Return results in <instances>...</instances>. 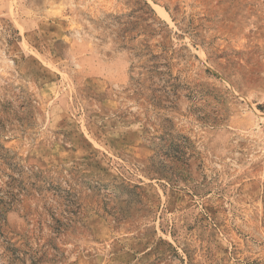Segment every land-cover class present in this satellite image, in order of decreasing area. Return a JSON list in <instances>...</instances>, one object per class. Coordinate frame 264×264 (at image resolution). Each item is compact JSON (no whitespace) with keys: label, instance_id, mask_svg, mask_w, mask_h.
Returning <instances> with one entry per match:
<instances>
[{"label":"rangeland","instance_id":"1","mask_svg":"<svg viewBox=\"0 0 264 264\" xmlns=\"http://www.w3.org/2000/svg\"><path fill=\"white\" fill-rule=\"evenodd\" d=\"M0 264H264V0H0Z\"/></svg>","mask_w":264,"mask_h":264}]
</instances>
